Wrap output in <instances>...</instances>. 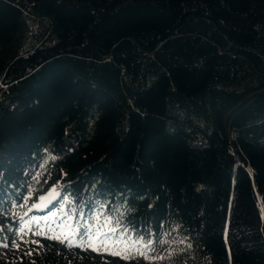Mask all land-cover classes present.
Segmentation results:
<instances>
[{
    "label": "trees",
    "instance_id": "16d2710c",
    "mask_svg": "<svg viewBox=\"0 0 264 264\" xmlns=\"http://www.w3.org/2000/svg\"><path fill=\"white\" fill-rule=\"evenodd\" d=\"M54 188L148 264H264V0H0V264H64Z\"/></svg>",
    "mask_w": 264,
    "mask_h": 264
},
{
    "label": "rangeland",
    "instance_id": "374dc122",
    "mask_svg": "<svg viewBox=\"0 0 264 264\" xmlns=\"http://www.w3.org/2000/svg\"><path fill=\"white\" fill-rule=\"evenodd\" d=\"M50 192H52V190L44 197H47ZM56 200L57 199L53 200L52 203L44 201V206L42 208L39 210L32 208L31 212L33 213L32 220L33 217H35L39 221L40 228H45L46 225H51L54 228V232L52 233L46 231L47 238L52 235L60 237V239H54L55 250L64 264H148L147 259L142 255L140 247L131 243L128 238L120 236L115 231L113 232L112 229L107 226L105 220L102 219H96V222L88 229L91 230L93 237H96V233H99L102 237H107L108 250L106 251L101 247L98 251H94L87 243L83 246H77L81 244L75 241L73 237H68L66 231H61L60 228L56 227L61 224H69L68 215L65 210H53L51 208V206L56 203ZM40 203L41 200L37 199L34 205ZM47 203L48 205L46 206L45 204ZM45 217L48 219L45 220ZM35 225L37 227L36 223ZM69 239L73 246H69ZM62 240L66 241V245L61 242ZM118 250L122 253L121 255L114 254Z\"/></svg>",
    "mask_w": 264,
    "mask_h": 264
},
{
    "label": "snow or ice",
    "instance_id": "6c2138e0",
    "mask_svg": "<svg viewBox=\"0 0 264 264\" xmlns=\"http://www.w3.org/2000/svg\"><path fill=\"white\" fill-rule=\"evenodd\" d=\"M59 195H60L59 192H57V190L54 188L52 190V192H50L47 197H43V196L40 197L41 203L33 205V208L40 209L44 206V203H43L44 201H47L48 203H52V201L55 200L57 197H59ZM63 199L66 202H68V197H63ZM30 211H31V209H30ZM53 215H55V214H53ZM44 219L47 220L48 218L45 217ZM68 219L71 220L72 218L68 217ZM32 222H35L37 224V228L39 229V230L34 232V234L37 236L45 235L46 231L49 233L54 232V228L51 225H46L45 228H40L39 227V221L35 217H33ZM29 223H31V222H29ZM29 223H25L24 227L20 228L21 233H24L25 229L29 228ZM56 227L60 228L61 231H66L68 237H73L74 235H82L83 237L86 238L85 242L87 243V245L89 247H92V249L94 251H98L101 247H103L106 251L108 250V239H107V237H102V236H100L99 233H96V237H93L90 229H84V230L74 234L72 231L73 226L71 224H61V225H57ZM112 231L114 232L115 229H112ZM48 238L60 239L59 236H55V235L49 236ZM33 242L38 243L37 241H33ZM61 242H64V241L62 240ZM68 244H69V246H73L70 239L68 241ZM77 246H83V245H77ZM5 247H7V245H5ZM16 247L18 248L19 245H16ZM114 254L121 255L122 253L118 250Z\"/></svg>",
    "mask_w": 264,
    "mask_h": 264
},
{
    "label": "bare ground",
    "instance_id": "6f19581e",
    "mask_svg": "<svg viewBox=\"0 0 264 264\" xmlns=\"http://www.w3.org/2000/svg\"><path fill=\"white\" fill-rule=\"evenodd\" d=\"M49 195V194H48ZM47 202V201H46ZM46 206L48 205V203L47 204H45Z\"/></svg>",
    "mask_w": 264,
    "mask_h": 264
}]
</instances>
